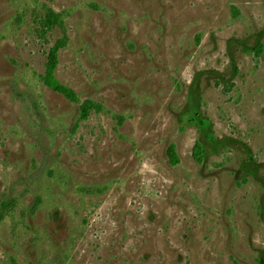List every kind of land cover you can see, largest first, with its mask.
Returning a JSON list of instances; mask_svg holds the SVG:
<instances>
[{
    "label": "rangeland",
    "instance_id": "rangeland-1",
    "mask_svg": "<svg viewBox=\"0 0 264 264\" xmlns=\"http://www.w3.org/2000/svg\"><path fill=\"white\" fill-rule=\"evenodd\" d=\"M9 201L0 264H264V0H0Z\"/></svg>",
    "mask_w": 264,
    "mask_h": 264
},
{
    "label": "trees",
    "instance_id": "trees-1",
    "mask_svg": "<svg viewBox=\"0 0 264 264\" xmlns=\"http://www.w3.org/2000/svg\"><path fill=\"white\" fill-rule=\"evenodd\" d=\"M47 21L49 22L50 25L61 27L62 26V21L60 20V15L55 13L54 11L50 10L47 13ZM65 47V41L60 40L56 43V45L51 49L50 54L48 56V61L46 64V72L45 75L43 76L42 80L44 85L52 90L53 92L62 95L65 97L67 100L71 101L72 103H79V99L77 94L75 93L74 90L71 88L63 85L56 77V71L58 68L59 64V52ZM262 50V48H261ZM95 111V112H102L101 106L95 104L92 101H86L84 102L81 107H80V115L81 119L86 120L89 118L90 114ZM195 157L201 161L203 156H202V145L201 143H196L195 149ZM168 157L170 159V162L172 165H177L179 164V156L177 154L175 146H171L168 149ZM14 203L12 201L9 202H4L1 206V211H0V221L3 220L4 216L6 213L10 211L11 208H13Z\"/></svg>",
    "mask_w": 264,
    "mask_h": 264
},
{
    "label": "flooded vegetation",
    "instance_id": "flooded-vegetation-1",
    "mask_svg": "<svg viewBox=\"0 0 264 264\" xmlns=\"http://www.w3.org/2000/svg\"><path fill=\"white\" fill-rule=\"evenodd\" d=\"M259 48H260V53H261L262 50H263V47L260 45ZM261 48H262V50H261ZM194 149H195V148H194ZM202 149H203V147H202ZM202 156H203V150H202ZM194 157H195V152H194ZM195 159H196L199 163H202V162H203V158H202L201 161H199L196 157H195Z\"/></svg>",
    "mask_w": 264,
    "mask_h": 264
}]
</instances>
